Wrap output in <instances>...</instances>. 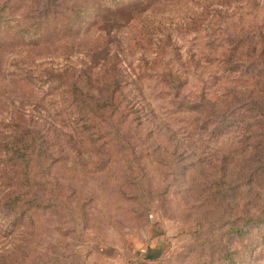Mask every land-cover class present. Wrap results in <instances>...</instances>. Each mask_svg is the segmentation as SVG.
Listing matches in <instances>:
<instances>
[{"label":"rangeland","instance_id":"374dc122","mask_svg":"<svg viewBox=\"0 0 264 264\" xmlns=\"http://www.w3.org/2000/svg\"><path fill=\"white\" fill-rule=\"evenodd\" d=\"M118 1L0 0L41 22L0 34V264H264V0ZM156 20L162 49L129 43Z\"/></svg>","mask_w":264,"mask_h":264},{"label":"trees","instance_id":"16d2710c","mask_svg":"<svg viewBox=\"0 0 264 264\" xmlns=\"http://www.w3.org/2000/svg\"><path fill=\"white\" fill-rule=\"evenodd\" d=\"M118 0H116V5L120 4ZM153 4L148 5L147 7H151ZM212 5L213 4H201V7L203 8V11H205V16L207 18L208 15L211 14L212 10ZM6 11L8 12V15H12L11 13L13 10L11 9V4H8V2L5 3ZM145 9L144 7H142ZM216 14H219V10L217 8L213 9ZM193 16L191 14H188L187 16V23L188 25H192L193 22L197 21L198 19L201 18V16ZM191 18V19H190ZM46 20H43L42 23L46 24L48 22V18H44ZM76 18L74 19V21ZM204 19L198 20L197 22L202 24ZM41 22H36V25L33 27L29 23L27 24H21V19L17 18L15 15L14 16H5L4 14H0V34L4 33V29L8 28H14V32L11 33V37L13 38H20L27 35V37L36 38V35L39 34L37 32V27ZM74 23V22H73ZM199 24V26L201 25ZM68 25H72V23L69 21ZM152 25V26H149ZM153 27H157V29H153ZM164 31V26L161 25L160 20L154 21L152 24H144L141 32L136 33L134 36H132L129 39V43L132 44L133 46L137 47H143L145 46L146 41H152V38H155V42L157 43L158 46L162 49L163 45L165 44L163 42L162 38H158L154 36L158 32H163ZM26 33V34H24ZM44 35H49L50 34V28L46 27L43 30ZM259 36H262L261 31H258L257 33ZM238 42V41H237ZM1 45V41H0ZM251 57H253V51L251 52ZM256 60H252L254 63ZM165 81L168 82L174 89L179 88L181 84V80L179 76L170 73L165 74ZM119 84L115 83V79L110 80L105 86H104V94L102 93L100 96V99L104 98L103 103L101 104L102 107L108 109L107 106L112 105V100L115 98L116 92L119 91ZM72 95H73V102L74 104L79 108L80 114L77 117V122L78 124H84L87 121L90 120V115L88 111L98 109V110H103V108L100 106V104H95V106H90L86 97H84L81 94V90L79 88H73L72 90ZM255 104V103H254ZM106 105V106H105ZM256 109L259 111V114L263 116L264 118V102L259 103V105L256 106ZM36 133L31 130H26L22 136L19 138H16L15 140L4 142L1 147L3 148V152L5 151L8 155L7 159L9 161H12L15 163V165L18 166H23L24 163L28 167L30 162L29 160L33 157L32 154L34 153L35 146H36ZM9 203L11 202L13 205L16 207H20V198L17 195H13L12 197L9 198ZM26 204V202H24Z\"/></svg>","mask_w":264,"mask_h":264}]
</instances>
